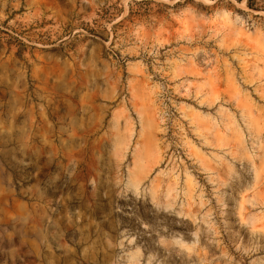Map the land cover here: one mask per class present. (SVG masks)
<instances>
[{"label":"rangeland","instance_id":"rangeland-1","mask_svg":"<svg viewBox=\"0 0 264 264\" xmlns=\"http://www.w3.org/2000/svg\"><path fill=\"white\" fill-rule=\"evenodd\" d=\"M132 1L0 0V264H264V13Z\"/></svg>","mask_w":264,"mask_h":264},{"label":"trees","instance_id":"trees-1","mask_svg":"<svg viewBox=\"0 0 264 264\" xmlns=\"http://www.w3.org/2000/svg\"><path fill=\"white\" fill-rule=\"evenodd\" d=\"M238 3L245 2L246 7L254 12H262L264 13V0H236ZM185 3L194 4V0H186ZM181 5V2L177 3L176 6ZM152 6H157L159 8L163 9H170V6L165 3L157 2L155 0H134L131 3V8L129 10L128 16L121 21L123 23L124 21H132L134 19H150L152 15ZM161 13V12H159ZM163 13V12H162ZM264 19L263 17H260Z\"/></svg>","mask_w":264,"mask_h":264}]
</instances>
